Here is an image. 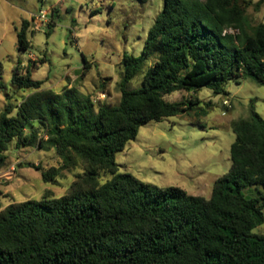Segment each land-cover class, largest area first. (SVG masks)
<instances>
[{
    "label": "trees",
    "instance_id": "1",
    "mask_svg": "<svg viewBox=\"0 0 264 264\" xmlns=\"http://www.w3.org/2000/svg\"><path fill=\"white\" fill-rule=\"evenodd\" d=\"M250 5L259 11L264 0H164L141 55L120 62L115 106L96 109L74 86L42 89L44 81L29 70L13 68L12 83L34 92L15 115L11 104L0 113V169L16 139L19 146L55 149L62 164L42 172L45 182L80 164L84 171L68 194L0 211V264H264V234L254 232L264 224V117L254 108L232 122L231 167L209 198L144 182L116 161L142 126L202 103L170 102L167 95L209 88L230 96L227 85L245 79L264 86V22H249ZM29 27L23 20L17 31L20 51L32 46ZM103 174L110 177L102 182Z\"/></svg>",
    "mask_w": 264,
    "mask_h": 264
},
{
    "label": "rangeland",
    "instance_id": "2",
    "mask_svg": "<svg viewBox=\"0 0 264 264\" xmlns=\"http://www.w3.org/2000/svg\"><path fill=\"white\" fill-rule=\"evenodd\" d=\"M163 7L164 0H0V113L11 104L15 115V106L34 92L12 83L16 65L22 72L29 70L34 80L44 81L42 89L61 92L74 86L92 97L96 109L118 105L120 62L126 54L141 55ZM246 13L251 24L260 22L253 5ZM23 20L30 21L27 35L32 46L27 51L17 48ZM83 56L91 66L88 70ZM141 79L137 77L130 87H138ZM226 89L230 96L215 95L209 88L167 95L170 102L197 98L202 103L188 114L142 126L136 140L116 154L120 171L158 187H180L209 198L215 180L231 167L232 122L248 118L253 108L264 117V86L245 79L231 81ZM226 98L231 108L224 106ZM202 108L208 110L206 116L199 115ZM6 154L7 165L0 169V211L12 203L68 194L75 188L77 174L84 171L80 164L45 182L42 172L62 164L55 149L19 146L15 139ZM109 177L103 174L101 181ZM254 232L264 234V224Z\"/></svg>",
    "mask_w": 264,
    "mask_h": 264
},
{
    "label": "crops",
    "instance_id": "3",
    "mask_svg": "<svg viewBox=\"0 0 264 264\" xmlns=\"http://www.w3.org/2000/svg\"><path fill=\"white\" fill-rule=\"evenodd\" d=\"M257 1L258 0H253L254 3ZM255 12L260 15V17H261L260 22H264V5L261 7V9L259 11H255Z\"/></svg>",
    "mask_w": 264,
    "mask_h": 264
},
{
    "label": "built area",
    "instance_id": "4",
    "mask_svg": "<svg viewBox=\"0 0 264 264\" xmlns=\"http://www.w3.org/2000/svg\"><path fill=\"white\" fill-rule=\"evenodd\" d=\"M223 104L226 108H231L232 107V104L230 102V100L228 98H226L224 101H223Z\"/></svg>",
    "mask_w": 264,
    "mask_h": 264
}]
</instances>
